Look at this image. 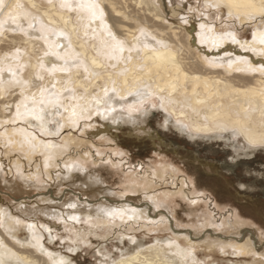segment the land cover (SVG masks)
<instances>
[{
	"label": "rangeland",
	"instance_id": "obj_1",
	"mask_svg": "<svg viewBox=\"0 0 264 264\" xmlns=\"http://www.w3.org/2000/svg\"><path fill=\"white\" fill-rule=\"evenodd\" d=\"M163 2L168 11L172 7L179 10L180 16L168 17L175 28L186 18L192 25L208 23L218 33H235L241 42H247L252 40L255 26L260 24H241L229 18L226 10L215 9L205 0ZM133 4L128 2L130 13L136 11L141 17H151ZM0 15L2 21H10L12 16L6 18L3 12ZM21 17L27 18L24 24L17 25L21 31L9 34L2 44L0 41V55L25 51V42L18 39L25 35L24 30H38L43 37L51 38V33L62 32L39 17L31 18L34 22L24 14ZM163 24L168 28L167 21ZM13 36L17 39H12ZM73 59L67 58V61ZM79 59L75 57V64L81 66ZM27 68L24 66L23 77H29ZM41 69L32 78L38 88H43L50 76L44 67ZM69 84L66 83L67 91L63 92L66 98L54 102L55 108L48 107V114L43 118L52 132L49 135L40 130L36 120H32V125L5 121L6 115L11 116L15 99H20L18 93L9 97L11 101L7 99L6 115L0 114V122L5 121L0 123L1 135L7 129L25 126L39 140L53 142L61 154H56V163L49 167L43 152L30 158L27 152L13 150L11 143L0 137V207L20 220L17 227L20 240L29 238L25 226L35 224L46 252L64 259L66 264H110L123 252H130L138 241L151 245L155 240L169 239H178L183 248L192 249L199 264H247L257 256L237 255L231 246L235 244L233 238H241V231L246 229L253 230L264 244V148L247 154L244 138L232 137L230 133L192 138V130L181 131L171 112L167 111L168 116L161 108L156 95L137 104L133 101L132 109V100L119 104L112 95L109 101L114 99L113 104L106 102L100 107H105V113L113 106L115 112L112 110L113 115L110 114L123 119H105L98 112L90 118H81L74 126L68 119L74 105L72 97L82 98L79 102L83 112H91L99 88L92 90L87 102ZM53 90L55 87H50L47 96L55 97L49 93ZM85 113L79 116L84 117ZM127 113L132 114L129 121L124 118ZM66 142L71 144L67 148ZM156 169L158 178H154ZM130 186L133 188L128 189ZM153 199H158V206ZM146 206L153 209L151 217L145 213L134 219L123 211ZM75 215L79 221L71 219ZM203 218H209V226L202 227ZM188 232L193 233L195 241ZM132 239L136 242L131 243ZM34 255L42 258L41 264L48 260L45 253ZM258 257L264 261V250Z\"/></svg>",
	"mask_w": 264,
	"mask_h": 264
},
{
	"label": "bare ground",
	"instance_id": "obj_2",
	"mask_svg": "<svg viewBox=\"0 0 264 264\" xmlns=\"http://www.w3.org/2000/svg\"><path fill=\"white\" fill-rule=\"evenodd\" d=\"M130 1L135 8L151 17H141V13L136 11L130 13ZM164 2L0 0V11L3 10L6 18L12 15L10 21H2L0 18L1 44L9 34L21 31L17 25L21 26L27 19L22 18L21 14L31 21L39 17L63 32L51 33V38L47 35L43 37L38 30H24L25 35L18 39L25 42V51H16L10 56L0 55V114L6 115L8 109L5 107L9 97L18 93L17 97L20 98L18 101L15 99L11 116L6 115L5 121H21L32 125V120H36L45 135L51 134L43 118L48 114V107L55 108L54 102L58 103L65 97L63 92L67 89L64 88L68 86L66 83H70L77 94L87 98V102L91 99L92 90L97 91L95 88H99L93 99L99 107L92 105L93 110L88 111V114L83 112L80 105L83 99L75 95L72 99L69 95L74 105L73 110L70 107L68 119L74 126L80 123L81 118H90L98 112L105 119H123L112 116L115 112L113 106L107 109V113H104L105 107H100L106 102L112 105L115 101H109L112 95L119 104L126 100L137 104L156 95L160 98L161 108L168 116L167 111L171 112L178 122L177 126H181V131L192 130V138L201 134L221 136L230 133L232 137L244 138L243 147L247 154L264 148V0H205L207 5L215 9L226 10L229 18H235L241 24L260 22L255 26L252 40L247 42H241L235 33H218L208 23L192 25L185 17L183 22H179L178 28L172 27L174 22L171 23L168 17L180 16L179 10L172 7L168 11L169 7ZM166 21L169 23L168 28L163 24ZM28 26L31 27V23ZM12 39H17V36ZM75 57L80 58L81 66L75 64ZM67 58L74 59L67 61ZM24 66L29 69V77L26 74L23 77ZM43 67L50 76L43 88H38L33 85L32 78ZM83 73L87 76L84 77ZM252 73L255 74L247 76ZM53 86L55 90L49 91L55 94L52 98L47 96V90ZM133 107L134 104L130 109ZM84 113V117L79 116ZM131 117L132 114L127 113L125 121ZM5 121L0 122L1 125ZM24 127L7 129L0 137L10 142L13 150L27 152L30 158L43 152L47 156V166L54 165L59 152L56 145L39 140V136L36 137ZM68 144L66 142V148ZM153 173L154 178L160 176L158 169ZM153 200L158 206V199ZM152 210L146 206L123 211L126 216L135 219L145 213L151 217ZM71 219L80 220L76 215ZM208 220L202 219V227L210 225ZM20 224V220L0 207V264H41L42 258L34 255L39 252L47 254L45 264H66L64 259L55 258L46 252L35 224L25 226L29 238L26 241L20 240V230L17 229ZM188 234L192 240H196L193 233ZM241 234V238H233L235 244L231 247L236 254H257L247 264H264L258 257L264 250V244L259 242L251 229L242 230ZM50 238L54 239L52 234ZM177 241L155 240L151 245L138 241L130 252H121L120 257L110 264H199L195 252L183 248ZM135 242V239L131 240V243Z\"/></svg>",
	"mask_w": 264,
	"mask_h": 264
}]
</instances>
